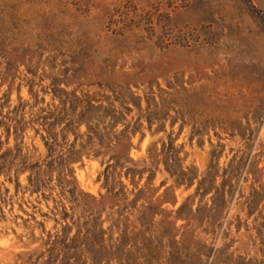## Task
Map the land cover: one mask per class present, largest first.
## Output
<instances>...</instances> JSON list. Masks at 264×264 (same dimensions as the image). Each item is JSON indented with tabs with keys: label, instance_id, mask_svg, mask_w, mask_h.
<instances>
[{
	"label": "rangeland",
	"instance_id": "rangeland-1",
	"mask_svg": "<svg viewBox=\"0 0 264 264\" xmlns=\"http://www.w3.org/2000/svg\"><path fill=\"white\" fill-rule=\"evenodd\" d=\"M0 264H264V0H0Z\"/></svg>",
	"mask_w": 264,
	"mask_h": 264
}]
</instances>
